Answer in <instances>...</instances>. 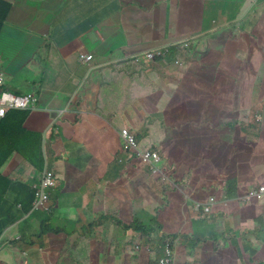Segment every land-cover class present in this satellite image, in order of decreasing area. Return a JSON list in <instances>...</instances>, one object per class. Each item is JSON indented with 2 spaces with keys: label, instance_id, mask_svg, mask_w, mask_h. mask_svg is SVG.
Instances as JSON below:
<instances>
[{
  "label": "crops",
  "instance_id": "crops-1",
  "mask_svg": "<svg viewBox=\"0 0 264 264\" xmlns=\"http://www.w3.org/2000/svg\"><path fill=\"white\" fill-rule=\"evenodd\" d=\"M1 1L8 2L11 10L0 26V74L4 79L0 93L10 92L21 96L33 94L37 98L35 110H24L27 116L23 130L41 135L45 157L43 170L36 171L18 151H13L0 172L4 178L10 180L8 184L0 180L1 189H7L3 194L5 206L8 209L22 210L19 200L26 199L27 190L18 185V182L34 188L46 170L56 174L59 183L57 188L50 192L47 210L24 214L2 234L0 264H60L61 249H66V246L69 248L65 250V258L70 260L72 258L69 254L75 255V262L72 259V264H148L151 253L149 248L142 244V238L138 233L126 231L119 225V222L130 224L139 220V209H142L144 202L152 209L158 202L167 206L168 214L173 215L176 220L174 227L167 222L162 223L163 232L167 233L193 234L196 233V222L206 219L209 224H214L221 217H225L215 215L204 218L190 210L197 200L203 202V198L206 199L208 194L200 195V187L187 194L189 187L180 182L183 174L174 171V166L179 164L164 153L169 150L174 158L180 156V148L177 149L176 142L183 144L178 139L185 133L177 136V130L182 126L185 128L190 123L189 120L183 117L182 121L175 123L174 119L172 127L161 121V129L155 134L152 128L155 125L146 124V121L148 118L159 117L155 106H163L160 99L154 98L153 94L141 92L134 96V102L138 105L134 106L133 102L123 98L124 87H118V84H123L126 79H130L127 84L129 88L153 84L152 79L146 78L148 75L156 79H177L180 76H167L168 73L161 69V63L171 59L176 60L175 64L179 63L176 64L178 70L183 68L189 71L190 78L216 77L214 75L219 71L214 62L215 65L226 62L228 67L225 69H229L227 53L231 54L228 47L232 46L233 41L228 38L230 29L226 27L252 15L254 27L248 29L251 39L248 58H251L257 53L256 50H264V0ZM220 5L228 6L229 12L241 17L230 18L233 20L231 23H218L217 19L206 22L207 9L219 8ZM240 5L242 8L238 10ZM204 24L214 25L204 29ZM201 36H204L205 40L210 36L218 39L217 44L224 43L227 50L218 52L220 47L216 45L214 51L209 54L211 50L207 44L205 43V46L203 42H197V38ZM187 37H193L192 40L189 39L193 47L190 46L184 51V58L189 63L184 58L178 59L174 56L158 60L147 67L145 80L142 76L129 78L138 75L136 68L128 74L122 73L118 68H123L121 64L130 61L135 53L153 47L173 46ZM197 47L202 50L198 51ZM88 55H92L93 59L86 62ZM200 64L202 65L198 66ZM205 64L208 67H205ZM114 65L118 70L113 68ZM221 79L214 78L212 85ZM153 85L157 87L156 84ZM219 86L214 92L219 97H225L222 100L224 105H227V100L232 94V106H236L235 95L239 90L240 93L247 94L249 107L264 104V75L255 70L250 69V73L241 79L235 92L223 93ZM213 89L207 88L203 93ZM22 90H25V93H20ZM113 94L120 97L116 100V105H104V98L106 97L107 104H110ZM186 99L192 98L182 97L181 101L175 99L169 106H183L186 113ZM155 100L161 104L158 105ZM178 100L180 104L177 103ZM216 102L218 103V100ZM201 107L198 106L196 110ZM221 108L222 106H212L208 113L200 114L197 122L201 123L202 120L203 123L196 126L206 127L219 122L220 132L225 131L224 122L226 119H234L236 109L234 112L223 111L219 116ZM143 116L146 119L141 121ZM184 119L187 121H183ZM123 129L132 133L135 131V134L144 138V142L150 143L145 145L146 148L152 146L155 151L161 153L160 172L162 175L169 174L170 178L173 170V181L177 187L160 183V176L150 174L148 169L144 170L145 167L138 165L132 155L121 151L120 133ZM173 131L176 138L172 139ZM20 137L16 130L14 134H0V148L3 146V149H8L11 145L14 146L20 141ZM213 140V136L209 138L206 134L205 140L196 143L195 136L193 147L184 148L185 157L199 154L198 150L201 149L199 156L204 162L197 174L207 170L205 158L209 156V143ZM235 140L237 142L238 136ZM260 140L262 138L256 141ZM116 159L120 163L119 168L115 165ZM214 174L219 179H206L207 182L203 183L205 187L215 191L217 181L224 180L223 187L233 189L229 184L237 179V191L243 193L242 185L246 182L241 181L238 176L230 178L228 170L220 169ZM145 188H150L149 195H145ZM232 216L238 217V226L243 219L251 218L247 214ZM252 219L256 223L255 218ZM91 224L102 226L101 229L107 230L108 233L114 231L110 233L112 236L108 242L99 238L90 242L83 237L81 225L88 228ZM42 230L45 231L43 235ZM47 230H61V233H48ZM231 232L217 231L210 225L203 227L200 234L198 233L200 237L196 239L207 245L222 239L226 250H235L239 256V248ZM139 244L140 249L134 252L135 246ZM179 251V264H194L195 260H191L187 246L180 247ZM181 252H184V257ZM163 254L162 246L154 251V255L160 258ZM23 259L29 262L23 263ZM245 259L249 263L248 259ZM207 262L218 264L216 258L213 261L208 259ZM237 264H242L241 259Z\"/></svg>",
  "mask_w": 264,
  "mask_h": 264
},
{
  "label": "rangeland",
  "instance_id": "rangeland-1",
  "mask_svg": "<svg viewBox=\"0 0 264 264\" xmlns=\"http://www.w3.org/2000/svg\"><path fill=\"white\" fill-rule=\"evenodd\" d=\"M242 8V5H240L239 9ZM237 11V10H236ZM208 19L206 22H211L213 19H217L218 23L221 21H224L225 23H231L233 20L230 18H235L238 19L241 17V15L238 14H232V12H229L228 6L226 7L225 5H220L219 8L216 7H211L208 8L206 11ZM254 19V16H249L246 21L242 22L241 24L243 27L245 26H250L251 28L254 27L252 20ZM233 23H231L232 25ZM240 23H236L232 28L237 32L238 37L241 33L240 30ZM212 26L214 24H204L203 28L206 29L209 26ZM189 39H193V37H187L185 38L184 41L182 42H187ZM180 40V39H178ZM191 40H189L187 43L189 44L188 46L185 43L182 46V50L186 51L192 44ZM180 42V43H182ZM197 42L199 43H206L209 49L211 50L209 54H211L214 51V47L218 45L219 50L218 52H224L223 50H227V47L225 46L224 43L218 42V39L215 40L214 37H208L204 38V36L198 37ZM205 44V46H206ZM205 46L203 48H205ZM193 47V46H191ZM228 49L230 50V53H227L229 55V69L226 70L225 67L227 66L226 62H220L214 66L218 69L219 72H217L214 76V78H222L221 80H217V82L214 83V86L212 85V79H194L190 78V73L189 71L181 68H179L176 64H179L176 60H164V62L161 63V69L162 71L168 73L166 74L167 76L170 75H177V79H162V78H153L151 75L146 76V78H150L153 80V84H156L157 87L153 84L147 83L145 86H134V87H128V82L130 79H126L123 84H118V87H124L123 92V98L128 99V102L131 101L133 102L134 106L136 105V102H134V96H137L138 93H145V94H153L152 96L154 98H159L160 102L162 103L163 106H155L157 107L156 110L159 113V117L157 118H148L146 124H152L155 125L154 127V133L156 134L158 130L161 129L162 122L164 121L165 124L171 125V127L174 124V119L175 123L182 121L183 117H186L187 120H189V124L182 126L180 129L177 130V136H180L185 133L184 136L178 139L179 142H183V144H179L176 142L177 149L180 148V156H175L174 158L173 154L167 150L164 153L169 155V157H172V159L177 162L179 165L174 166V171L177 173L183 174L180 182L186 183V185L189 187L187 190V194H190L193 190L196 188L203 186V183H206V179L210 181H214L219 179L218 176H216L214 173L217 172L218 169L220 170H228L229 171V176L230 178L234 176H238L241 181L246 182L244 185H242V191L247 194L250 190H253V186L260 184L261 186L264 184V139L260 140L259 142H255L250 144L248 141H256L261 138V136H264V133L261 131H264V124H262L258 119L257 115L260 112H264V104L260 106H252L249 109V115L247 116L248 119H253V124L259 128H262V130L259 133H256V136H253V138L248 137L246 138L242 132L239 129H231V128H225V131L220 132V126L219 122H215L212 124L207 125L206 127L202 126H196V124H201L203 123L202 120L201 123L197 122V119L199 120L201 115H204L207 111L211 109L212 106H222L221 109H219V116L222 115V112H234L237 106H232V94H230L229 99L227 100V105H224L222 103V100L225 99L224 96L219 97L218 94L214 91H217L219 85L220 91L221 92H235L236 88L239 86L241 79L250 73V69L245 66V63L242 61L241 58H238L235 54L234 47L229 46ZM245 50L250 49L249 45H245L244 47ZM197 50L200 51L202 50L201 47H197ZM257 53H255L253 56L258 57L261 53V50H256ZM195 55H199L197 53H194ZM208 54V55H209ZM245 59V54L241 52ZM249 55H247L248 57ZM170 61H173L170 63ZM183 63V61H180ZM253 64V67H251V70L256 71L255 63L254 61L251 63ZM117 65V64H115ZM114 69L122 70L121 72L124 74H128L130 70H134V68L137 69L139 73L138 75H133L129 78H141L145 80V75L147 74V67H149L148 64L145 62H139L136 63L134 60H130L128 62H123L121 67H115ZM153 65V64H151ZM202 64L198 65L201 66ZM205 67H208L205 64ZM228 67V66H227ZM178 70V73H177ZM259 71L261 72V75H264V61L260 64ZM160 77H162L160 75ZM124 78H127V76H124ZM201 84V87H200ZM213 87L214 89L212 91L204 92L205 89ZM181 88V89H180ZM180 89V90H179ZM179 90V91H178ZM8 91V90H7ZM15 92H18V90H11ZM155 92V93H154ZM20 93H25V90L20 91ZM107 96V95H106ZM186 98V97H191L192 99H186V106L185 110L186 113L183 111V106H169L172 101H175V99H181V98ZM120 99L119 95L113 94V97L111 96V103L107 104L106 97L104 98V105L107 106H115L116 105V100ZM177 101L178 104L181 102ZM207 100V101H203ZM218 100V103L216 102ZM181 101V100H180ZM127 102V103H128ZM155 102L160 105L161 103L157 100ZM127 106V105H126ZM198 106H202L200 109L196 110ZM127 109L129 110V106H127ZM199 112V114H198ZM208 113V112H207ZM194 114V115H193ZM201 114V115H200ZM142 115H144L142 113ZM197 117V118H196ZM218 117V116H217ZM256 117V118H255ZM145 117L143 116L141 121ZM264 116L260 117V120H262ZM146 119V118H145ZM158 119L160 121H158ZM163 119V120H162ZM184 119L183 121H187ZM162 121V122H161ZM156 122V123H154ZM264 122V121H263ZM140 123V122H139ZM137 128V126H135ZM190 129L194 131H190ZM187 130V131H186ZM135 132V131H133ZM233 134H238V140L236 142L235 138L236 136L231 135ZM206 134H208V137L211 138L212 136L214 137L213 142L209 143L210 146V153L208 158H205L206 161V167L207 170H203L200 174H197L201 170V166L204 162V160H201L199 154L201 149L198 150L199 154H193L185 157V152L184 148L186 146L193 147V141L195 140L196 136V143L198 141L201 142V140L206 139ZM172 139L176 138L175 132L173 131L172 133ZM187 137V139L184 140V138ZM169 137V136H168ZM184 140V141H183ZM243 140V142H241ZM196 143L194 146V149L196 147ZM146 144H150L148 142H143L141 144H137L138 146V151L137 150H130V153H127L128 155H132L135 160H138L143 163L142 159L138 156V153H146V149L144 148ZM121 145V151L125 154L126 152L124 151L125 147L123 145V141H120ZM203 145V144H202ZM174 149V146H172ZM136 153V154H135ZM139 165V164H138ZM144 170H147V168H144ZM209 171V172H208ZM173 174V170L171 171ZM248 182V183H247ZM160 183L164 185H168L170 187H177L175 182L173 181V176H170L169 179L166 181H160ZM110 191H108L109 194ZM150 194V188H145V195ZM186 195V194H185ZM139 201H142L139 199ZM251 213H253L251 216L258 215L262 210L259 209L258 207L255 206V204H251L250 207L248 208ZM45 209H40V211H44ZM161 212H164L161 213ZM197 214V213H196ZM197 216H199L197 214ZM139 218L142 220V224L145 227L149 228V234L151 238L153 239V243H148L144 244L148 248L153 249L154 251L160 246V230L159 226L163 222H167L171 224V227H174L176 225V220L173 215L168 214L167 212V206H164L163 202H158L154 206V208H148L147 205L142 207V209H139ZM237 218L236 216H232L229 212L226 213L225 217H221L217 223L214 224H209L206 219L200 220L196 222L195 224V232L193 235L195 238L200 237V230L203 227H211L214 228L217 231H223L225 230L226 232H231L235 231L237 234L238 238L241 239L243 242L245 234V229H248V231L253 232L257 230V223H255L254 219L249 218V219H243L240 223V225H237ZM157 219V220H156ZM167 227V224H164ZM199 233V234H198ZM40 242L42 241V238L39 239ZM256 241V238L254 239ZM144 242V239H143ZM246 242V240H245ZM183 244V243H182ZM184 246V244H183ZM69 248V246H66V249L63 248L61 249L62 255L60 256V264H72L73 261L75 262L74 256L71 254L70 257L73 259H66L65 258V253ZM189 254L191 260H195V262H198L199 264H207L208 259L214 260L216 258V261L218 264H237L238 260L240 259L239 256L236 254L235 250H233V253H230L229 251L226 250L224 247V241L222 239H219L218 241H212L210 244H201L198 248H196L193 245L188 246ZM240 250L243 251L242 245L240 246ZM23 252L24 250H19ZM179 249L175 250L174 254V262L175 264H179L177 258L179 257ZM182 253V252H181ZM236 254V257H235ZM200 255V256H197ZM251 255V253H250ZM23 256V255H22ZM67 256V255H66ZM182 256L184 257V252L182 253ZM207 256L209 258H207ZM69 257V256H67ZM154 258H157V256H153ZM206 260H203V258ZM189 258V259H190ZM249 258V257H248ZM260 258L264 259V255L261 257L259 255L257 256H251V260L256 259L257 261H263ZM76 259V258H75ZM85 262L87 261L86 259H83ZM206 261V262H204ZM29 260L23 259V263H28ZM193 262L194 264H197ZM210 264H216L214 262H210ZM242 264H249L247 263L245 259V263Z\"/></svg>",
  "mask_w": 264,
  "mask_h": 264
},
{
  "label": "trees",
  "instance_id": "trees-1",
  "mask_svg": "<svg viewBox=\"0 0 264 264\" xmlns=\"http://www.w3.org/2000/svg\"><path fill=\"white\" fill-rule=\"evenodd\" d=\"M11 10V5L8 2H4L0 0V26L1 23L3 22V19L8 16L9 12ZM236 24L233 23L232 25L230 24L226 29H230L229 31V36L228 38L235 42L238 47L242 48V45L245 47V45L251 44L248 36L244 32V27L241 24L240 25V30L241 33L238 37L237 32L232 28ZM239 24V23H238ZM186 43V42H185ZM185 43H180L176 46H168L166 53L163 55L164 57L158 58V60L163 59V58H169L174 56V58L178 57V59H183L184 58V51L182 50V46ZM187 46L189 45L188 43L186 44ZM188 48V47H187ZM248 51V50H246ZM191 61L192 59L189 58ZM186 62L189 63L188 60L184 58ZM155 62V61H154ZM152 64V63H150ZM149 64V65H150ZM152 66V65H151ZM245 66L248 68L247 62L245 63ZM249 67H253V64H249ZM247 94L244 92L240 93V90L236 93L235 95V102H236V113L234 116V119H226L224 122V127L225 128H231V129H236L239 127L241 129L242 134L248 138L253 136H256V133H259L262 128H259L253 124V119H248L247 116L249 115V104L247 102ZM27 113L24 111H12L10 112L6 118H4L0 122V134L6 135L7 132H10L14 134L15 130L17 133H20L21 137L19 138L20 141H17L14 146H10L8 149H3V146L0 148V172L1 168L3 165H5L6 161L10 157V155L13 153V151H18L25 159L26 162L29 163V165H33L36 171H41L44 168L45 164V157L43 155V145H42V139L40 134H33V133H27L23 130V123L26 119ZM257 117V116H256ZM255 117V118H256ZM264 124V122H262ZM14 130V131H13ZM264 133V131H261ZM137 144H141L144 142V138L141 137L140 135L135 134ZM264 136L262 135L261 138ZM260 138V139H261ZM259 140V139H258ZM250 144L255 143L257 141H248ZM173 144H175L174 141H172ZM23 144V145H22ZM23 146L25 148L23 149ZM145 149H150L154 150L153 147H144ZM126 153H130L129 149H124ZM155 151V150H154ZM136 154V153H135ZM121 158V157H119ZM119 164V165H118ZM115 165L120 167L119 161L116 159ZM141 167L143 165L140 163L139 164ZM166 170V169H164ZM148 171V170H147ZM169 175V174H168ZM171 176H173L172 172L170 173ZM0 180L4 182V184H8L10 182L9 179L4 178L2 174L0 173ZM2 183H0V237L2 234L5 232L7 228H9L11 225L15 224L18 219L21 216H24V214H28L32 211V206L35 200V194L36 190L32 187H30L28 184L18 182V185L22 186L27 193L26 199H20L19 202L22 204V210H18L15 208H10L8 209L7 206H5V199L3 198V194L7 189H1ZM229 185L233 186V189H231L230 196L231 198H234L238 195V188H239V183L237 179H234ZM260 184L254 185L253 188L257 189L259 188ZM16 190V189H14ZM17 190H22V189H17ZM243 203V202H242ZM258 207L261 209V213H259V216L255 218L257 225V230L250 232L248 229H245V234L243 242L241 241L240 238H238L237 234L234 232H231V236L233 237L234 242L236 243L237 247L239 248V258L241 259L242 263H245V258L249 255L248 261L249 264H264V259L260 258L263 261H257L256 259L251 260V256H256L257 254L259 256L264 255V202H259ZM49 207V206H48ZM224 207L222 206L221 209L223 210V214L225 213V210L223 209ZM157 220V219H156ZM142 220H136L133 223L130 224H125L123 222H119V225L121 226L122 229L126 231H134L139 234V236L142 238V244H148V243H153V239L151 238L149 234V228L145 227L142 222ZM102 226L91 224L89 225L88 228H84L83 225H81L82 231H83V237L87 239L90 242L95 241V238H99L104 242H108L109 237L112 236L110 234L111 232H114L113 230L108 233V231L101 229ZM164 226L160 224L159 230H160V245L161 246H166L170 244L171 249H175L178 245V242H180V239H182L183 235H178L175 233H167L163 232ZM48 233L53 232V233H61V230H47ZM45 234V231L42 230V235ZM188 238V237H187ZM256 238V241L254 239ZM144 239V242H143ZM188 242H183L184 244L188 245H193L196 248L201 246V240L197 241L195 239L191 240L188 238ZM246 240V242H245ZM190 242V243H189ZM67 243L70 244L69 240H67ZM187 245V246H188ZM243 245L244 249L243 251L240 250V246ZM154 254V251L152 250V255ZM236 257V254H235ZM148 264H160L159 260L157 258L151 257Z\"/></svg>",
  "mask_w": 264,
  "mask_h": 264
},
{
  "label": "clouds",
  "instance_id": "clouds-1",
  "mask_svg": "<svg viewBox=\"0 0 264 264\" xmlns=\"http://www.w3.org/2000/svg\"><path fill=\"white\" fill-rule=\"evenodd\" d=\"M246 20H247V18H243V19H241L239 21H236V23H242V22H244ZM250 28H251L250 26H248V27L245 26L244 27V32L246 33V35L248 36V38H249V40L251 42L250 36L248 34V29H250ZM182 43H185V42H182ZM178 44H180V43H178ZM178 44H176V45H178ZM176 45H173V46H176ZM232 46L234 47V51H235L236 56L238 58H241L244 63L247 62L249 69H251L249 67V64H251L254 61L255 67H256V71L259 72L260 75H261V72L259 71V68H260V64L264 61V50L263 49L261 50V53H260V55L258 57L252 56L251 58H248L247 55H248V52L249 51H246L244 49V46L243 45H242V48H240V47H238V45L235 42H233L232 43ZM161 47H164V46H161ZM250 47H251V44H250ZM154 48H158V47H153V48H150V49L144 50L142 52H138V53L142 54V53H144V52H146L148 50L154 49ZM167 48H168V46H167ZM241 52H243L245 54V59H244L243 55L241 54ZM135 54H137V53H135ZM162 57H164V56L163 55L157 56V57H155L154 60H152L151 62L146 63V64H148V65L150 63L154 64L156 61H158V58H162ZM163 59H166V57L163 58ZM163 59H160V60H163ZM262 116H264V112H260L257 115V119L261 123L264 121V118L262 120H260V117H262ZM236 129H240V128L237 127ZM231 135L238 136V134H233V133H231ZM147 152H151V153L156 152V153H158L159 156H160L159 163L162 162L161 153L159 151H154V150L146 149V153ZM135 161L138 164L141 163L143 165V167L147 168L150 174L160 176L163 181H166L167 179H169V175L168 174H165V175H162L161 174L162 172H160L159 163L157 164V168L159 169V172L154 173L150 166H146V165H144V163H142V162H140L138 160H135ZM223 181L224 180H218L217 181L218 186H217V188H215V191L210 190L208 187H205L204 185L203 186H200L199 191H198L199 194L200 195H203V194L207 193L208 196H207L206 199L203 198V202H201L200 200H197L195 202L194 206L190 207V210L192 212L197 213L199 216H203L204 218H209V217L215 216V215H226L227 212H229L231 215H235V214H247L251 218L258 217L259 214L258 215H255V216H251L253 213H251L248 208L253 203L255 204L256 207H258L257 201L264 202V184L262 186L260 185L259 188H257V189L253 188V190H250L247 194H245V192L238 193V195L236 197L231 198V196H230L231 189L229 187L224 188L223 187ZM253 193H256V195H254ZM222 206L224 207L223 209L225 210V213L224 214H223V210L221 209ZM175 234L183 235L182 236V239H180V242H178V245H177V247L175 249H171L170 248V244H168V245H166L164 247L162 246L163 247L164 254H163V256L161 258H160V256H157V259L159 260L160 264H163L162 261L166 258V250H167V248H169L171 250H177V249H179L180 247L183 246V244H184L183 242H188L189 241L188 238H190L191 240L195 239V240L199 241L198 239L195 238V236L193 234H183V233H175ZM200 243L202 244L203 242H200ZM187 245L184 244V246H187ZM140 247H141V244L136 245L135 246V250H133V251L134 252L135 251H138L140 249ZM159 247L157 249H159ZM149 250H150V253H151V257H153L154 254L152 255V252H151L153 249L149 248ZM229 252L230 253H233L231 251H229ZM249 255L246 256L247 259H248ZM172 264H175L174 258H173V263Z\"/></svg>",
  "mask_w": 264,
  "mask_h": 264
},
{
  "label": "built area",
  "instance_id": "built-area-1",
  "mask_svg": "<svg viewBox=\"0 0 264 264\" xmlns=\"http://www.w3.org/2000/svg\"><path fill=\"white\" fill-rule=\"evenodd\" d=\"M167 51V46L158 47L151 50H148L142 54L137 53L131 56V60H134L136 63L145 62L149 63L155 59L157 56L164 55ZM93 59L92 55H88L85 58V61H91ZM4 85L3 76L0 74V88ZM37 104V98L33 94L28 95H16L10 92L0 93V122L6 118V116L12 111L20 110H35ZM122 138L123 145L125 149H132L138 151L137 140L134 133L128 129H123L120 133ZM138 156L142 159L144 165L150 166L154 173L159 172L157 164L160 161V156L158 153L147 152V153H138ZM58 186V177L52 171L46 170L39 182L38 185H35L34 189L36 190L35 200L32 206L33 211H39L40 209H47L50 201V192ZM256 195V193H253ZM175 250L167 248L166 258L162 261L163 264H172L174 258Z\"/></svg>",
  "mask_w": 264,
  "mask_h": 264
}]
</instances>
